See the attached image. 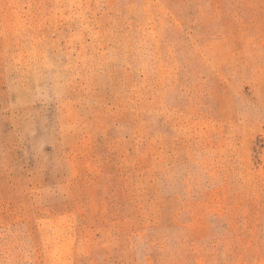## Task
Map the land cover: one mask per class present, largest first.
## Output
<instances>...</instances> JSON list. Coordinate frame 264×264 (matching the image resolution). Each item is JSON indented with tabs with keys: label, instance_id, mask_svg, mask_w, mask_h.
Segmentation results:
<instances>
[{
	"label": "rangeland",
	"instance_id": "1",
	"mask_svg": "<svg viewBox=\"0 0 264 264\" xmlns=\"http://www.w3.org/2000/svg\"><path fill=\"white\" fill-rule=\"evenodd\" d=\"M0 264H264V0H0Z\"/></svg>",
	"mask_w": 264,
	"mask_h": 264
}]
</instances>
